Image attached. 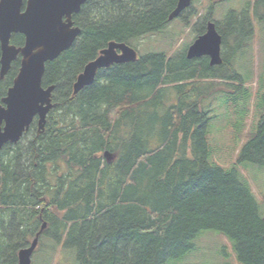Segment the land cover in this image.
Wrapping results in <instances>:
<instances>
[{"label":"trees","instance_id":"1","mask_svg":"<svg viewBox=\"0 0 264 264\" xmlns=\"http://www.w3.org/2000/svg\"><path fill=\"white\" fill-rule=\"evenodd\" d=\"M176 3L86 0L72 15L78 36L45 63L41 85L54 90L43 131L35 118L17 143L0 150V264H16L43 222L40 251L60 245L75 264H163L194 248L202 230L229 238L239 264H264V217L238 171L244 162L264 166V92L243 94L244 80L232 67L251 45L252 17L264 20V0L251 8L245 2L220 24L209 5L195 37L207 21L215 23L219 65L207 56L188 59L186 49L138 53L72 92L110 41L131 45L163 30ZM10 42L21 46L24 36L12 34ZM19 67L20 56L0 78V104ZM218 91L259 100L256 130L229 169L209 155L211 116L203 102Z\"/></svg>","mask_w":264,"mask_h":264},{"label":"water","instance_id":"2","mask_svg":"<svg viewBox=\"0 0 264 264\" xmlns=\"http://www.w3.org/2000/svg\"><path fill=\"white\" fill-rule=\"evenodd\" d=\"M86 0H0V78L8 72L11 62L20 56V67L0 104V150L6 143H17L37 118L38 132H42L54 85H41L45 63L67 50L80 32L73 25L72 15L80 10ZM192 0H177L168 19L178 17ZM12 34L24 36L21 46L10 42ZM221 35L213 21L204 33L197 36L186 49L188 59L207 56L210 65L222 62ZM136 50L126 44L110 41L89 61L77 75L72 86L73 94L92 84L99 69L114 63L134 61ZM46 223L27 247L21 248L16 264H31V255L38 243V236Z\"/></svg>","mask_w":264,"mask_h":264},{"label":"rangeland","instance_id":"3","mask_svg":"<svg viewBox=\"0 0 264 264\" xmlns=\"http://www.w3.org/2000/svg\"><path fill=\"white\" fill-rule=\"evenodd\" d=\"M245 2L251 8L254 0H192L189 12L175 19H168L169 23L159 32L132 38L130 44L139 54L165 52L171 56L187 49L192 43L197 30L205 22L203 18L209 12L210 4L213 3L214 6L210 17L220 24L225 14L233 9L243 8ZM262 21L252 18L254 30L249 43L251 45L232 64L233 69L244 80L243 94L246 91H253L254 94L264 92V20ZM226 44L229 46L228 42ZM238 95V92L234 94L218 91L203 102V107L210 111L211 116L207 133L210 161L217 162L225 169L232 166L242 144L256 130L259 115L256 109L258 98L256 102H247L244 96L237 98ZM106 156L109 157V154L106 153ZM238 171L240 179L250 187L258 201L259 215L264 217V166L244 162L238 165ZM40 240V243L52 245L46 238L41 237ZM193 241L194 248L163 264H239L232 241L221 232L202 230ZM38 246L32 254L31 264H75L72 254L60 245L53 250L44 245L45 253Z\"/></svg>","mask_w":264,"mask_h":264}]
</instances>
